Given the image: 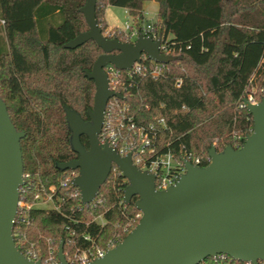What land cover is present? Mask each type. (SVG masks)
<instances>
[{"label": "trees", "instance_id": "16d2710c", "mask_svg": "<svg viewBox=\"0 0 264 264\" xmlns=\"http://www.w3.org/2000/svg\"><path fill=\"white\" fill-rule=\"evenodd\" d=\"M95 17L101 32L122 40L117 27H108L107 6L127 9L140 24L145 0H96ZM154 22L162 40L173 49V59L153 79L148 73L133 74L111 112L122 105L137 125L152 123L156 129L155 153L181 150L210 162L208 150L226 145L239 148L252 132L251 114L239 106L248 93L256 101L264 95V0H154ZM85 0H0V98L6 103L19 141L23 173H28L35 191L37 180L54 186L59 209H31L28 226L13 230V241L38 244L44 251L48 239L63 252L89 242L99 246L107 240L121 241L136 225L138 209L132 196L122 203L127 185L117 166L99 187L95 205L82 204L77 187L64 180L72 171L58 163L75 159L64 109L86 117L94 101V81L85 76L103 50L92 40L74 49L63 44L86 31L79 11ZM147 65H151L148 60ZM181 80L176 85L177 80ZM128 81L131 84H128ZM163 118L164 124L157 125ZM81 145L88 148L86 137ZM76 193V195L74 194ZM102 215L103 223L92 220ZM208 259H206L207 261ZM214 264H226L218 261Z\"/></svg>", "mask_w": 264, "mask_h": 264}, {"label": "water", "instance_id": "95a60500", "mask_svg": "<svg viewBox=\"0 0 264 264\" xmlns=\"http://www.w3.org/2000/svg\"><path fill=\"white\" fill-rule=\"evenodd\" d=\"M80 7L88 25L86 31L65 42L74 49L92 40L103 53L97 56L85 76L94 81L95 92L89 120L65 107L70 130V146L77 158L58 163L57 167L77 169L72 185L77 187L82 204L97 195L99 187L115 165L126 178L123 202L129 204L138 196L134 207L141 217L116 246L100 258L85 264H198L216 254H225L240 262L258 264L264 259V96L256 103L245 101L252 117V132L239 148L226 145L208 150L209 164L193 165L183 159L185 172L179 180L158 191L155 175L140 170L130 154L121 156L99 135L105 118V107L112 95L104 72L106 64L126 70L139 61L144 52L159 63L173 58L160 51V38L141 33L133 42L107 38L95 17L96 0H85ZM81 134L88 138V148L80 143ZM24 132L15 130L6 103L0 98V264H43L25 257L14 244L13 219L19 200V187L24 183L22 152L19 144ZM60 264H67L63 242L57 247Z\"/></svg>", "mask_w": 264, "mask_h": 264}, {"label": "built area", "instance_id": "2783aa9c", "mask_svg": "<svg viewBox=\"0 0 264 264\" xmlns=\"http://www.w3.org/2000/svg\"><path fill=\"white\" fill-rule=\"evenodd\" d=\"M119 31L122 33L121 41L126 43L133 42L140 33L146 37H151L152 39L160 38V51L168 56L173 53V49L168 46L167 41L162 40L158 34L154 22L142 19L141 23L138 25L135 23L134 17L127 14L124 27L119 28ZM146 60H148L151 65H147L145 63ZM132 64L133 65L126 70H121L113 64H106L104 72L108 81V89L111 92L119 93L121 95V92L125 91L127 87L123 78L129 80L132 75L136 73L145 72L148 73L151 78L156 79L166 63H157L151 60L147 54L143 52L139 61H135ZM180 83L181 80L178 79L176 85H179ZM128 84L130 85L131 82L128 81ZM118 99L119 97L112 95L107 102L99 141L101 144L107 143L121 156L130 154L131 160L140 170L155 175L154 187L156 190L162 191L179 180L182 173L185 172L183 159H186L194 166H203L200 158L197 156L191 157L184 150H181L178 156L169 151L162 152V154L155 153L153 141L156 136V129L154 125L152 123L145 126L137 125L133 116L126 112L125 105L118 108L116 112H111L113 103ZM245 101L250 103L257 102L252 93H248L239 106L245 107ZM161 124H164L163 118L158 119L157 121V125ZM77 173L72 171L70 175L60 182V184L62 186H66L68 183L72 184V179ZM23 179L24 183L19 187V200L15 211L16 214L13 219V230H20V228H24L30 224L31 209L37 207L58 210L60 206L59 198L55 197L54 186L52 184L51 186L45 187L41 181L37 180L34 185L36 189L29 196L27 190L33 186V183L29 178L28 173H23ZM74 194L76 195V193ZM77 194H79V191H77ZM99 202L100 201L95 197L89 203L84 204L95 205ZM122 203L125 205L123 199ZM136 217H141L140 211H138ZM92 220L97 223H103L101 214L94 216ZM81 238L84 242H89V244L85 245V247L75 246L71 251L63 252L67 264H85L96 258H100L107 250L117 245L115 240L118 239V236L115 239L107 240L106 244L101 246L97 245L88 234L82 235ZM45 243V249L44 251H41L38 244L27 241L24 238L20 241V246L17 248L28 259L34 261L38 259L43 264H60L59 258H57V247L53 246L48 239L45 240ZM206 259L208 260L206 261ZM206 259L199 261L198 264H214L218 261H224L226 264H251L249 262L245 263L237 261L225 254H216L214 257H208ZM258 264H264V259L258 261Z\"/></svg>", "mask_w": 264, "mask_h": 264}, {"label": "crops", "instance_id": "0c3cea01", "mask_svg": "<svg viewBox=\"0 0 264 264\" xmlns=\"http://www.w3.org/2000/svg\"><path fill=\"white\" fill-rule=\"evenodd\" d=\"M157 3L154 1V0H145L143 3H142V15H143V20L145 21H150V22H156L157 20V15H156V12H157ZM110 8L112 10H114L115 8H120L121 10H123L127 16V9L125 8H121V7H117V6H107L105 8V11H104V16H105V22L107 24V26L110 28V27H117L113 24H109L107 22V13L108 11L110 10ZM118 28V27H117Z\"/></svg>", "mask_w": 264, "mask_h": 264}, {"label": "rangeland", "instance_id": "374dc122", "mask_svg": "<svg viewBox=\"0 0 264 264\" xmlns=\"http://www.w3.org/2000/svg\"><path fill=\"white\" fill-rule=\"evenodd\" d=\"M106 16H107V22L109 24H113L118 28L124 27V23L126 21V14L120 8H115L114 10L110 8Z\"/></svg>", "mask_w": 264, "mask_h": 264}, {"label": "flooded vegetation", "instance_id": "af4514ba", "mask_svg": "<svg viewBox=\"0 0 264 264\" xmlns=\"http://www.w3.org/2000/svg\"><path fill=\"white\" fill-rule=\"evenodd\" d=\"M92 109V108H91ZM90 109H87V111H86V113H87V115H86V117H81L84 121H88L90 118H89V113H88V111H89ZM70 134H71V132H70ZM86 137V139H87V143H88V138H87V136L85 135V134H81V136H80V139H81V137ZM77 158V157H76Z\"/></svg>", "mask_w": 264, "mask_h": 264}]
</instances>
